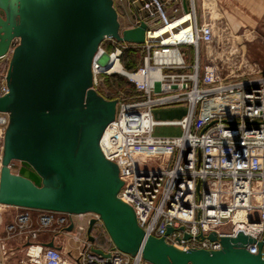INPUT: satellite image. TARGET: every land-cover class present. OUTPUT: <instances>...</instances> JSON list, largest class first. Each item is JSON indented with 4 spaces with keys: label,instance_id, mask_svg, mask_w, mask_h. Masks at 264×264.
<instances>
[{
    "label": "built area",
    "instance_id": "obj_1",
    "mask_svg": "<svg viewBox=\"0 0 264 264\" xmlns=\"http://www.w3.org/2000/svg\"><path fill=\"white\" fill-rule=\"evenodd\" d=\"M112 1L120 37L141 23L147 26L142 44L104 37L92 60L91 89L116 101L115 117L99 146L118 168L123 183L119 199L132 207L146 237L164 238L180 251L212 252L222 249V238L242 234L255 241L246 250L264 260V76L239 80L236 68L228 66L231 56L223 62L228 66L224 75L218 64L222 60L208 52L218 41L211 21L219 14L216 0ZM172 22L179 25L153 36ZM173 34L181 36L172 39ZM16 44L0 58V97L9 91L6 74ZM134 51L140 54L136 67L124 68V55ZM244 57L237 56L245 60L241 66L252 70L248 73L263 72ZM118 63L124 72L113 70ZM114 76L131 84L132 90H125L131 95L110 96L105 78ZM177 105L186 111L183 117L155 120L154 109ZM0 117L6 126L7 116ZM162 127H176L181 134L156 136L155 130ZM133 149L156 155L162 167L138 166ZM18 209L11 220L0 223V264L7 259L10 241L23 243L25 264H62L64 259L70 264H147L140 252L130 256L112 248L102 250L108 257L94 253L87 229L91 220L93 227L103 226L97 214ZM45 233H53L54 247L40 241ZM61 234H74L76 254L69 249L64 257ZM32 249L35 254L27 261Z\"/></svg>",
    "mask_w": 264,
    "mask_h": 264
},
{
    "label": "water",
    "instance_id": "obj_2",
    "mask_svg": "<svg viewBox=\"0 0 264 264\" xmlns=\"http://www.w3.org/2000/svg\"><path fill=\"white\" fill-rule=\"evenodd\" d=\"M146 27L141 23L120 37L112 0H0V58L17 42L6 74L9 91L0 97V114L7 116L0 204L97 214L113 248L140 252L147 264H264L259 253L246 250L255 241L242 234L222 238V249L212 252L180 251L164 238L146 237L132 207L118 197V168L99 146L116 101L91 89L92 60L104 37L142 44ZM94 224L87 229L90 243ZM257 245L260 250L262 242Z\"/></svg>",
    "mask_w": 264,
    "mask_h": 264
},
{
    "label": "rangeland",
    "instance_id": "obj_3",
    "mask_svg": "<svg viewBox=\"0 0 264 264\" xmlns=\"http://www.w3.org/2000/svg\"><path fill=\"white\" fill-rule=\"evenodd\" d=\"M216 17V16H215ZM224 19H220L218 21V26H216V34L218 37L217 44H215L214 47H211L208 49V52L213 53L218 57V59L222 60V63L219 62L218 64L223 65L224 67V75L225 71L228 70V66H230L231 69H234V73L236 77H238L239 80H248L251 78H258L261 76H264V35L261 36H251V35H243V34H233L229 33V31L224 29L223 23ZM217 22V20H216ZM154 28V27H152ZM223 45V46H222ZM226 49V50H225ZM222 50V51H221ZM224 52V53H222ZM132 55H135L137 59H140V54L138 51H134ZM228 56H231L232 60L229 62L230 65L227 66V64H223L225 58H228ZM238 57L244 58L248 60V63L256 62L262 69L261 74H254V73H248L251 69L249 66L243 67L241 66V62ZM6 64V63H5ZM236 64V66H235ZM252 71V70H251ZM107 82V88L109 92L111 93L110 96L114 97L118 92H124L128 93L129 95L132 94V91H126V89L130 88L129 90H132L131 84L127 82L126 79L122 78L121 80L123 82L118 81L120 79L117 76L111 77V78H105ZM112 82H116L118 85V88L115 86H112ZM130 92V93H129ZM129 97V96H128ZM186 111L183 109L182 105L177 106H166L154 109L153 115L155 120H178L181 117L184 116ZM0 116H4L3 114H0ZM4 130L5 125L0 124V155L2 153V143H3V136H4ZM156 136L160 137H177L181 134L180 129L176 127H162L157 128L154 132ZM18 168L17 163H13L12 170L16 172ZM14 208V207H10ZM8 208H3L0 211V223L1 226H3L5 223H7L10 219L5 216L4 210H7ZM88 216H85V218ZM1 228V227H0ZM103 226H97L95 227V230H102ZM1 233V231H0ZM49 234L50 236L53 235V233H45ZM72 236L74 234H71ZM70 235L61 234V236L58 238L60 244L63 248L64 257H68L69 249L72 250L75 254L79 251L78 246L79 244H76ZM83 236V235H82ZM83 239V237L81 238ZM6 252H7V259L4 262V264H25L26 263V254H25V248L23 247V243L21 242H12L10 241L6 246Z\"/></svg>",
    "mask_w": 264,
    "mask_h": 264
},
{
    "label": "crops",
    "instance_id": "obj_4",
    "mask_svg": "<svg viewBox=\"0 0 264 264\" xmlns=\"http://www.w3.org/2000/svg\"><path fill=\"white\" fill-rule=\"evenodd\" d=\"M219 14L214 17L215 22L224 19L223 27L233 34L251 36L264 35V0H216ZM215 23V24H216ZM18 208L4 210L10 220L18 213ZM43 244L52 242V236L43 234L40 237Z\"/></svg>",
    "mask_w": 264,
    "mask_h": 264
},
{
    "label": "bare ground",
    "instance_id": "obj_5",
    "mask_svg": "<svg viewBox=\"0 0 264 264\" xmlns=\"http://www.w3.org/2000/svg\"><path fill=\"white\" fill-rule=\"evenodd\" d=\"M211 21H214L215 22V19L214 18H211ZM178 25H179L178 22H172L171 24H169V26L162 27L161 28V31L153 34V36L154 37H159L160 35L164 34L165 32L176 28ZM216 26H218L217 23H216ZM180 36H181V34H177V35H174L173 34L171 36V38L172 39H174V38H180ZM222 53H224V52H222ZM113 70L118 71V72H120V71L124 72L123 70H121V65L119 63L116 64L113 67ZM3 122H4L3 118L0 117V124H3ZM132 155H133L134 159L136 160L138 166H140V167L141 166H146L147 168L153 169V170H157V169H159V168L162 167V161L156 155H153V154L149 153L147 150H144V149H133L132 150ZM0 167H1V164H0ZM3 208H5V206L0 204V211ZM34 254H35V250L32 249L29 252L28 256H27V261H29ZM62 264H70V262L67 259H64L63 262H62Z\"/></svg>",
    "mask_w": 264,
    "mask_h": 264
},
{
    "label": "trees",
    "instance_id": "obj_6",
    "mask_svg": "<svg viewBox=\"0 0 264 264\" xmlns=\"http://www.w3.org/2000/svg\"><path fill=\"white\" fill-rule=\"evenodd\" d=\"M132 53L127 52L123 57V67L126 69H134L136 67L135 62L137 61V57L135 55H132ZM128 59H131V61H128ZM121 79L122 78L118 79V81L123 82ZM111 85L118 88L116 82H112ZM90 235L93 239L92 245L94 248L101 249L104 251H109L113 248V245L104 228L98 231L95 230V227H93Z\"/></svg>",
    "mask_w": 264,
    "mask_h": 264
}]
</instances>
